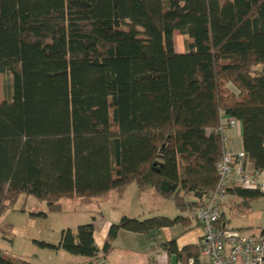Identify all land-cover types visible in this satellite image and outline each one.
Segmentation results:
<instances>
[{
	"label": "trees",
	"instance_id": "1",
	"mask_svg": "<svg viewBox=\"0 0 264 264\" xmlns=\"http://www.w3.org/2000/svg\"><path fill=\"white\" fill-rule=\"evenodd\" d=\"M259 64L264 0H0V73L11 75L0 100V215L20 195L52 212L62 198L86 204L130 183L173 202L174 217L122 215L101 248L91 221L38 242L95 261L120 230L198 223L192 211L217 182L222 115L238 121L251 167L264 169ZM227 194L238 211L264 195L239 185ZM158 248L198 264V244ZM0 264L30 263L0 248Z\"/></svg>",
	"mask_w": 264,
	"mask_h": 264
},
{
	"label": "rangeland",
	"instance_id": "2",
	"mask_svg": "<svg viewBox=\"0 0 264 264\" xmlns=\"http://www.w3.org/2000/svg\"><path fill=\"white\" fill-rule=\"evenodd\" d=\"M183 40L184 37L175 31L174 48L182 50ZM254 68L264 71V65L259 64ZM10 84L11 75L0 73V100L6 97V90ZM131 188L134 186L131 185ZM110 194L103 197L99 195L90 204H83L76 198H62L59 200L61 211L52 212L46 211L45 202H40L31 195H20L15 203L0 215V248L9 255L25 259L30 264H88L90 259L85 256L68 253L62 248L41 246L38 242L55 244L62 229L74 230L78 224L90 221H95L96 226L107 219L117 221L124 211L134 213L130 212V208H136L135 213L139 212L135 217L144 218L157 214L160 209L158 207H162L158 201L147 197L148 195L132 205L129 203V200L134 202L132 195L125 194L126 197L120 199L112 195L115 194L114 191ZM164 202H167L169 206L166 207L165 213L170 217L175 215L171 201L166 199ZM224 209L229 227L234 229L248 227L245 230L254 233H258L264 227V195L252 201L247 209L242 208L238 211L237 208L231 207L229 201L224 203ZM39 211H45L46 216L30 215V212ZM175 213H179L178 210H175Z\"/></svg>",
	"mask_w": 264,
	"mask_h": 264
},
{
	"label": "built area",
	"instance_id": "3",
	"mask_svg": "<svg viewBox=\"0 0 264 264\" xmlns=\"http://www.w3.org/2000/svg\"><path fill=\"white\" fill-rule=\"evenodd\" d=\"M238 127L235 118L220 120L215 131L220 134L222 145L228 128ZM217 182L204 197L203 203L192 211L198 221L201 234L198 238V264H264V234L238 230L221 223V203L227 196V189L239 185L264 193V179L259 171L248 165L242 151L223 147L217 163ZM180 264V263H177ZM188 264H193L190 260Z\"/></svg>",
	"mask_w": 264,
	"mask_h": 264
},
{
	"label": "crops",
	"instance_id": "4",
	"mask_svg": "<svg viewBox=\"0 0 264 264\" xmlns=\"http://www.w3.org/2000/svg\"><path fill=\"white\" fill-rule=\"evenodd\" d=\"M175 50L182 51L183 49L182 50L175 49ZM224 119L225 116L222 115L220 120H224ZM225 137L226 140L223 145L224 148L233 151L242 150L240 126L236 128H228L227 131L225 132ZM248 165H250L249 162ZM259 175L260 178L264 179V169L259 171ZM131 185H133L134 188H131ZM111 191H114L115 193L112 195H116L120 199H124V197H126L125 194L132 195L134 197V202H132V200H129V203H131L132 205H134L133 203L137 204L140 198L143 199L145 195H148L147 197H152L153 199L158 201V203L162 206V207H158L160 208L158 209V213L160 214L157 213L156 215L169 216L167 215V213H165L168 204L167 202H164V200L168 198L160 195L154 190L139 191L135 184L130 183L129 185L125 186L121 191L118 190H111ZM111 191L102 194L101 197L111 195L110 194ZM96 198L97 197H93L90 203H92ZM230 200L234 201L235 199L232 195L227 194V196L223 199L221 203L222 212L224 214L226 211L224 209V203L226 201L230 202ZM171 205H172L171 206L172 211H174L175 214L172 215V217H174L178 213H175L176 208L174 207L172 201H171ZM130 210H131L130 212H134V213H127L128 211H124V213L120 214L119 218L122 215L137 216V214H139V212L135 213L137 210L136 208L135 209L130 208ZM94 222L95 221H93L94 240L97 246L101 248L103 246L110 224L116 221H114L113 219H107L104 222H101L98 226H96ZM186 227L187 229H183L182 226L176 224L171 227H162L159 230H153L145 234L120 230L116 238L112 241L110 250L103 257H101L96 261L91 259L90 261L88 260L89 261L88 264L90 263L92 264H176L175 255L169 254L166 251L158 248V245L160 242L168 241L172 238H175L178 248H181L186 244H191V243L197 244L198 238L201 234V228L199 223H197L195 220L192 219L189 225Z\"/></svg>",
	"mask_w": 264,
	"mask_h": 264
},
{
	"label": "water",
	"instance_id": "5",
	"mask_svg": "<svg viewBox=\"0 0 264 264\" xmlns=\"http://www.w3.org/2000/svg\"><path fill=\"white\" fill-rule=\"evenodd\" d=\"M169 184L166 182V181H162L161 183H160V190L162 191V192H167L168 190H169ZM90 264H92V263H90Z\"/></svg>",
	"mask_w": 264,
	"mask_h": 264
}]
</instances>
